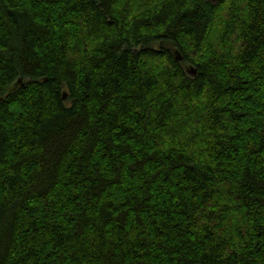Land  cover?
Wrapping results in <instances>:
<instances>
[{
    "label": "trees",
    "instance_id": "16d2710c",
    "mask_svg": "<svg viewBox=\"0 0 264 264\" xmlns=\"http://www.w3.org/2000/svg\"><path fill=\"white\" fill-rule=\"evenodd\" d=\"M0 264H264V0H0Z\"/></svg>",
    "mask_w": 264,
    "mask_h": 264
},
{
    "label": "water",
    "instance_id": "95a60500",
    "mask_svg": "<svg viewBox=\"0 0 264 264\" xmlns=\"http://www.w3.org/2000/svg\"><path fill=\"white\" fill-rule=\"evenodd\" d=\"M212 1H214V2H215V1H218V0H212ZM179 59H180V58H179Z\"/></svg>",
    "mask_w": 264,
    "mask_h": 264
}]
</instances>
